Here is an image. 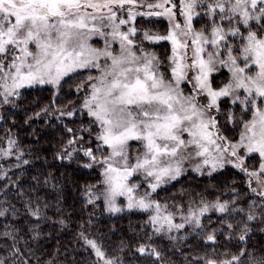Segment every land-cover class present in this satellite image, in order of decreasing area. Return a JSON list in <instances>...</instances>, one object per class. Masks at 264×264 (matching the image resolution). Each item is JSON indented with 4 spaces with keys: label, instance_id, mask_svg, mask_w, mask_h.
<instances>
[{
    "label": "snow or ice",
    "instance_id": "obj_1",
    "mask_svg": "<svg viewBox=\"0 0 264 264\" xmlns=\"http://www.w3.org/2000/svg\"><path fill=\"white\" fill-rule=\"evenodd\" d=\"M137 17H163L167 30L140 29ZM145 42H166V61ZM81 72L86 75L76 85L79 105L57 111L86 116L88 124L79 133L67 129L73 135L58 156L82 153L83 166L98 171L97 183L85 188L86 203L102 201L114 214H146L149 241L176 240L174 233L185 239L188 230L200 235L208 214L218 213L220 231H229V238L239 225L237 251L211 248L186 264H264V255L245 246L250 222L264 217V0H0V107L14 106L23 89L50 86L58 93ZM225 101L233 106L227 111ZM225 124L231 125L228 134ZM12 157L13 167L30 163L9 136L0 159ZM249 158H258V165L250 168ZM226 167L244 175L246 207L236 197L201 198L187 209L173 205V211L154 196L188 169L211 176ZM8 211L0 208V217ZM27 212L36 221L44 215L39 204H29ZM233 215L236 224L228 222ZM10 227L0 236L15 240L17 230ZM217 231L206 233V244L216 245ZM81 239L101 264H122L96 240L84 233ZM13 247L11 255L18 258L20 250ZM136 252L161 262L151 243ZM8 259L0 257V264Z\"/></svg>",
    "mask_w": 264,
    "mask_h": 264
},
{
    "label": "trees",
    "instance_id": "obj_2",
    "mask_svg": "<svg viewBox=\"0 0 264 264\" xmlns=\"http://www.w3.org/2000/svg\"><path fill=\"white\" fill-rule=\"evenodd\" d=\"M202 23L198 21L196 26ZM136 26L165 33L168 23L164 19L138 18ZM149 46L166 61L170 48L166 42ZM85 75L81 72L67 78L58 93L49 87L26 89L15 100L14 106L0 107V147L6 146V140L11 136L24 153L23 158L30 162L13 167L17 163L15 157L0 159V176L3 177L0 179V208L6 206L9 209L6 217H0V233L7 225L12 226L7 228L8 231L17 230L13 233L15 240L0 236V257L7 256V264H21L22 261L27 264H101L94 251L81 239V233L96 240L107 257H118L122 264H186L194 256L209 254L211 248L218 253L236 252L241 244L239 225L233 230L235 235L229 238V231H220L224 228L223 218L215 212L208 214L210 222L208 217L205 218L206 227L200 235L188 230L185 239H179L184 233H174L178 237L176 240L153 237L149 241L146 239L150 232L146 214L135 210L111 214L102 201L86 203L85 188L97 183L98 171L83 166L86 158L82 153H74L70 159L58 156L64 155L63 149L73 135L67 129L79 133L88 124V118L80 114L72 118L60 116V111L79 105L76 85ZM232 107L227 101L223 104L225 111ZM45 108L49 111L44 112ZM221 122L224 123L222 117ZM225 128L228 134L231 125L225 124ZM82 134L85 146H90L88 133ZM246 163L251 168L259 161L249 158ZM249 195L244 175L231 167L212 176L188 172L154 194L156 199L167 202L173 211V205L187 209L189 203L201 198L214 202L217 198L236 197L240 206L246 207ZM29 204H39L44 209L40 221L28 215ZM227 219L236 224L239 217L233 215ZM250 228L245 246L254 255H264V217L258 216L250 222ZM210 229L218 230L216 245L205 243ZM142 243L156 246L162 254L161 262L155 261L154 257L140 256L136 248ZM13 245L20 250L18 258L11 255Z\"/></svg>",
    "mask_w": 264,
    "mask_h": 264
},
{
    "label": "rangeland",
    "instance_id": "obj_3",
    "mask_svg": "<svg viewBox=\"0 0 264 264\" xmlns=\"http://www.w3.org/2000/svg\"><path fill=\"white\" fill-rule=\"evenodd\" d=\"M177 3H178V0H177ZM138 18H141V19H144V20H149V19H164V20H166L165 18H163V17H137V19ZM178 19H182V17H178ZM167 21V20H166ZM167 23H168V21H167ZM139 28V27H138ZM140 29H144V28H140ZM150 44H147V42H145V46L146 47H148L150 50H153L152 48H150V46H149ZM155 45H158V44H155ZM169 54V53H168ZM168 56V55H167ZM75 75V74H74ZM37 87H49V88H51L50 86H37ZM24 90H26V89H23V90H21V92L22 91H24ZM188 172H191V173H195V172H193V171H191L190 169H188L184 174H182V175H185L186 173H188ZM220 172V171H219ZM216 173H218V172H216ZM216 173H213L212 175H215ZM197 174V173H196ZM181 175V176H182ZM200 175V174H199ZM211 175V176H212ZM180 176V177H181ZM204 176H208V175H204ZM172 182V181H171ZM171 182H169V183H171ZM168 183V184H169ZM162 187H164V186H162ZM161 187V188H162ZM106 208V207H105ZM128 210H124V211H122V212H127ZM108 212V211H107ZM122 212H120V213H122ZM108 213H110V212H108ZM111 214H114V213H111ZM115 214H119V213H115Z\"/></svg>",
    "mask_w": 264,
    "mask_h": 264
}]
</instances>
